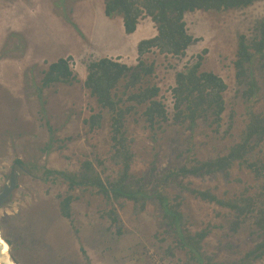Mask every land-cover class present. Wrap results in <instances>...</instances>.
I'll list each match as a JSON object with an SVG mask.
<instances>
[{
	"label": "rangeland",
	"instance_id": "rangeland-1",
	"mask_svg": "<svg viewBox=\"0 0 264 264\" xmlns=\"http://www.w3.org/2000/svg\"><path fill=\"white\" fill-rule=\"evenodd\" d=\"M104 9V0H0V192L16 163L26 169L23 172L17 168V189L0 207V232L16 264H190L185 253L175 249L174 237L161 227L156 203H149L145 212L134 215L128 202L118 208L120 223L113 224L103 216L109 207L102 196L76 190L72 217L66 218L60 211V196L66 195L68 186L48 181L43 173V168L79 172L81 161L96 158L104 163L99 169L103 178H113L119 172L108 158V113L104 112L101 128L90 130L85 124L99 111L84 87L87 66L102 58L137 64L139 42L158 32L145 17L134 35H126L122 19L106 17ZM185 21L197 42L184 57L158 51L144 57L155 64L151 81L161 89L160 100L167 107L169 122L156 139L142 117H133L127 123L136 155L132 167L135 176L150 174L157 178L194 154L199 159L216 158L231 146L245 125L241 98L244 86L236 81L234 62L240 36L253 39L258 23L264 22V0L222 13L188 12ZM198 56L203 59L201 70L220 76L228 89L219 129L201 123L191 139L186 128L173 122L172 90L176 74L196 62ZM61 58L70 60L77 81L45 88L40 95L44 73ZM251 75L264 92V60L253 64ZM48 124L61 142L45 150L52 143ZM69 137L70 141L65 140ZM63 140L65 147L60 149ZM153 167L156 170L151 173ZM253 181L249 171L236 165L228 178L216 174L188 177L182 182L191 189H211L224 199L240 194ZM167 192L173 198L180 197L191 231L213 227L204 240L203 252L215 262H240L259 241L253 218L245 219L233 232V212L195 198L177 184H171ZM254 264H264V259Z\"/></svg>",
	"mask_w": 264,
	"mask_h": 264
},
{
	"label": "trees",
	"instance_id": "trees-1",
	"mask_svg": "<svg viewBox=\"0 0 264 264\" xmlns=\"http://www.w3.org/2000/svg\"><path fill=\"white\" fill-rule=\"evenodd\" d=\"M254 2L255 0H105V15L108 18L120 17L126 34H134L140 20L145 17L151 18L158 33L153 38L139 42L138 64L135 66H128L111 58H102L88 64L84 87L96 100L99 111L92 114L85 124L90 130L101 128L104 112L108 113L111 139L108 158L119 167V172L113 178H103L99 169L104 163L99 158L81 161L79 172L43 168L48 181H61L68 186L66 195L60 196L62 216L72 217L71 205L77 199L73 194L76 190L102 196L109 207L103 216L113 224L120 223L118 208H124L128 202L133 205L134 215L145 212L149 203H156L161 212V227L174 237L175 249L183 251L190 264H225L215 262L213 257L203 252L204 240L213 227L208 226L197 232L190 230L189 219L183 212L180 197L173 198L167 192L171 184H177L182 191L189 192L195 198L233 212V232L238 230L245 219H254V225L259 230V241L240 262L233 264H254L264 259V92L251 75L253 64L264 60V22L258 23L253 39L249 40L244 35L239 38L234 67L237 83L244 86L241 98L245 108V125L224 153L211 159H199L194 154L183 161L182 165L170 167L157 178L150 174L135 176L132 167L136 155L132 150L133 139L129 137L127 128L131 118L140 116L154 139L165 131L169 122L168 110L160 100V87L151 81L156 67L144 57L152 51L176 58L186 55L188 48L197 42L188 32L186 13H222L250 7ZM69 61L61 58L49 66L41 82L40 95L45 88L77 81ZM202 61V57L198 56L196 62L179 71L172 90L175 110L173 122L186 128L191 139H194L201 123L218 130L226 110L224 93L228 85L217 74L202 71ZM48 128L52 133V143L45 150L54 148L55 143L61 142L53 136L50 124ZM71 139L69 137L65 140ZM65 142L64 145H59L60 149L65 147ZM186 151L189 153L190 150ZM183 154L181 153L180 158H183ZM236 165L249 171L254 181L252 184L247 183L240 194L232 198L222 199L211 189H191L182 182L188 177L216 174L228 178ZM155 170L153 167L151 173ZM238 182L243 183L241 179ZM170 254L173 255L172 252Z\"/></svg>",
	"mask_w": 264,
	"mask_h": 264
},
{
	"label": "water",
	"instance_id": "water-1",
	"mask_svg": "<svg viewBox=\"0 0 264 264\" xmlns=\"http://www.w3.org/2000/svg\"><path fill=\"white\" fill-rule=\"evenodd\" d=\"M18 168L21 171L26 172V169L22 164H18ZM19 176L20 171H16V165H14L8 181L6 182L3 190L0 192V207H2L4 204L8 203L11 200L14 191L17 189ZM0 264H16L11 256L9 244L4 240L1 232Z\"/></svg>",
	"mask_w": 264,
	"mask_h": 264
},
{
	"label": "crops",
	"instance_id": "crops-1",
	"mask_svg": "<svg viewBox=\"0 0 264 264\" xmlns=\"http://www.w3.org/2000/svg\"><path fill=\"white\" fill-rule=\"evenodd\" d=\"M104 8H105V0H104ZM104 14H105V12H104ZM106 16V15H105ZM107 17V16H106ZM120 18V17H119ZM147 18H149V17H147ZM111 19H113V18H111ZM149 20H151V18H149ZM152 21V20H151ZM140 22H141V20H140ZM153 22V21H152ZM122 23H123V20H122ZM154 24V23H153ZM139 25L140 24H138V26H137V29H138V27H139ZM123 28H124V26H123ZM124 32H125V30H124ZM136 32H137V30H136ZM135 32V33H136ZM150 32V34H152V32L151 31H149ZM134 33V34H135ZM126 34V33H125ZM134 34H131V35H134ZM143 35H146V33L144 32V33H142ZM126 35H128V34H126ZM139 36H142V35H139ZM145 37V36H144ZM155 37V36H154ZM146 38H149V37H146ZM121 63H124V62H122V61H120ZM124 64H127V63H124ZM138 64V63H137ZM137 64H134V65H130V64H127L128 66H135V65H137Z\"/></svg>",
	"mask_w": 264,
	"mask_h": 264
},
{
	"label": "flooded vegetation",
	"instance_id": "flooded-vegetation-1",
	"mask_svg": "<svg viewBox=\"0 0 264 264\" xmlns=\"http://www.w3.org/2000/svg\"><path fill=\"white\" fill-rule=\"evenodd\" d=\"M17 168H18V165H17V163H16V170H17ZM19 169V168H18Z\"/></svg>",
	"mask_w": 264,
	"mask_h": 264
},
{
	"label": "built area",
	"instance_id": "built-area-1",
	"mask_svg": "<svg viewBox=\"0 0 264 264\" xmlns=\"http://www.w3.org/2000/svg\"><path fill=\"white\" fill-rule=\"evenodd\" d=\"M173 102H174V100H173Z\"/></svg>",
	"mask_w": 264,
	"mask_h": 264
}]
</instances>
